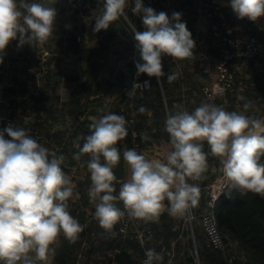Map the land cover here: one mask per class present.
I'll list each match as a JSON object with an SVG mask.
<instances>
[{"label":"clouds","instance_id":"9594fccd","mask_svg":"<svg viewBox=\"0 0 264 264\" xmlns=\"http://www.w3.org/2000/svg\"><path fill=\"white\" fill-rule=\"evenodd\" d=\"M55 3L0 0V64L11 41L18 40V47L43 45L53 36ZM127 4L128 0H104L93 31L107 30L121 18L129 21ZM228 6L240 20L255 22L264 17V0H229ZM131 12L141 15L145 28L137 31L132 27L139 53L137 75L147 74L159 82L166 75L163 56L174 60L193 57L195 41L181 20L182 13L173 12L169 17L163 11L157 13L145 7L143 0H134ZM178 76L167 74L168 82ZM137 86L150 87L148 81L134 84L127 95L134 94ZM250 107L251 102H245L244 112ZM139 112L151 115L143 106ZM126 125V119L114 112L93 118L91 134L73 157L77 161L89 157L85 162L91 181L89 202L94 206V219L106 232L125 216L146 223H157L164 212L173 218H192L199 204L200 186L189 181L203 178L210 155L222 165L225 186L230 191L264 197V119L227 111L214 103L202 102L191 112L174 104L164 121L171 150L163 159H149L135 149L121 154L117 145L128 135ZM142 139L149 138L143 135ZM64 159L40 144L24 127L9 124L0 129L2 264H49L61 235L71 244L79 239L83 225L69 211V201L78 199L79 193L62 170ZM121 159L130 171L127 180L114 174ZM117 202H122L123 209L117 207ZM145 256V264H162L163 255L153 248L146 249Z\"/></svg>","mask_w":264,"mask_h":264},{"label":"trees","instance_id":"16d2710c","mask_svg":"<svg viewBox=\"0 0 264 264\" xmlns=\"http://www.w3.org/2000/svg\"><path fill=\"white\" fill-rule=\"evenodd\" d=\"M197 1L143 0V4L145 7L153 8L157 13L163 11L169 17H171L173 12L182 13L181 20L182 22H186L187 28L192 33L193 38V22ZM133 6L134 0H129L126 6L129 21L121 18L113 22L107 30H102L105 31L102 37L97 36L93 30H90L92 32L89 34V39L79 37L75 29H73V32L68 33L66 38L60 40V44L63 45L66 40L67 49L78 53L80 60L86 61L87 66L84 70L85 79L81 83L82 89L76 91L72 98L77 107L83 111L84 109L86 111L91 109L92 113H96L99 116L107 112H114L123 116L127 121L128 135L125 139L130 149H132L134 138L142 141L141 146L143 149H147L151 142L160 136L169 140L168 134L164 131V121L174 104L183 105L184 108L191 112L202 102H205L202 89L205 82L209 80V75L207 69L198 61V56L194 50L193 57L185 60H174L171 57L163 56L162 70L166 75L161 77L158 82L155 77L140 74L138 80L150 79V90L135 93L130 100L128 99L125 102L127 95L122 91L125 77V72L121 71L122 67L126 65L127 70H130L132 73L134 72L131 82H129L132 83L136 81L134 76L135 72H137L135 64L139 61V53L135 47L136 41L132 26L137 31H143L144 28L141 15H134L131 12ZM227 10L232 16L228 5ZM238 24L246 26L247 22L240 20ZM246 34L249 36L254 35L261 41H264V30H258L257 27L256 29L247 30ZM134 50V57L131 58V53ZM263 57L264 53L245 62H251ZM56 59L53 67L47 71L48 73L51 71L55 72L56 69H59L57 72L61 73L60 58L57 62ZM105 73L108 75L105 76ZM171 73H179V76L175 81L169 83L167 74ZM51 76L49 75V78ZM100 76L101 79L99 80ZM234 76L236 82L237 75L235 71ZM241 77L242 82L235 83L236 90L226 95L227 102L223 108L227 111L239 112V107H242L245 102H251L252 106L253 100L264 98V82H260L262 76L259 79H254L255 86H250V83L245 81L244 75H241ZM114 79L116 85H120L118 96L113 102L114 104L108 105L107 102H100V100L94 103L91 99H88L91 95L90 93L96 94L98 92L99 86L101 88L104 87V92L107 93L109 89L114 87ZM82 91L86 94V98L83 97ZM238 98H241V106L239 107H237ZM220 101L222 102V99ZM130 103L132 106H130ZM261 104L264 107V102H261ZM141 106L148 109L151 115L148 112L140 113L139 109ZM99 107H102L100 112H94ZM133 110L136 111V114L133 116L134 121L131 122ZM89 134H91V131H88L86 136ZM143 135H146L149 139H142ZM204 151H208L206 143ZM219 166H221L219 160L210 155L208 157L207 171L203 174V178L199 181H189L190 183H197L200 186L199 204L197 208L193 209L196 214H199L204 207L206 187L215 180L214 175H211V169L213 167L218 168ZM116 188L118 193L119 183L116 184ZM69 211L83 225V231L79 234V239L74 244L69 243L63 235L58 238L60 244L58 246L54 245L55 255L53 256L52 264H140L134 260L135 255H138L140 259L144 252L140 243L137 242L138 240H135L136 236L134 232H129L126 235V239L129 241V238L134 236V242H131L130 245L134 249L135 255L129 251L130 248L124 246H119L118 252L112 254L111 251H114L115 243L111 239L110 232L103 230L94 219V212H92V215H89L76 208L69 209ZM215 214L219 230L224 236L226 248L224 251L215 250L208 246H201L199 248L196 242L197 260L195 257H192L190 259L192 264H264V197L252 192L241 194L238 191H230L227 188L217 200ZM184 223L179 218H173L167 212H164L156 225L152 223L153 227L151 228V224L147 223V226L151 229L152 235L155 232L158 239L164 240V244L167 247L177 237L181 238L182 236L187 237L189 235L188 246L191 248L193 247L192 238H190L191 233ZM195 223L200 224L196 220L193 221V235H196ZM173 227H175L174 231ZM163 233H167V235L162 236ZM180 248V244L175 245L173 250L175 260L180 254ZM153 249L158 253L161 252V248L159 247L155 246ZM168 261H163L162 264H167Z\"/></svg>","mask_w":264,"mask_h":264},{"label":"crops","instance_id":"0c3cea01","mask_svg":"<svg viewBox=\"0 0 264 264\" xmlns=\"http://www.w3.org/2000/svg\"><path fill=\"white\" fill-rule=\"evenodd\" d=\"M174 1L183 2V0ZM225 1L229 3V0ZM54 7L57 10V16L54 23L53 36L50 37L51 42L49 46L53 52L56 53V62L59 58L61 59H59L61 73L57 72L59 69H56L55 72L51 71L49 73L38 70L34 47L35 45L33 44L32 46L25 44L23 47H18V40H13L9 43L2 54L3 63L0 64V79L4 80L6 85L5 94L11 99L12 102V125L16 127H24L25 129L29 130V134L40 144L48 148L50 151L56 152L58 156L63 155L65 157L64 162L61 165L62 170L73 181L76 186L75 190L79 193L78 199L69 201V209L76 208L79 211L90 214L94 212V206L89 202L88 197V189L90 188L91 183L89 182L90 174L87 171L85 162L89 159V157L86 155L82 156L80 161L75 160L73 157L74 154L79 152V148L83 146L86 133L91 131L90 125L93 122V118L98 119L100 116L96 113H92L91 109H88L87 111L84 109L83 111L77 107L76 103H74V100H72L76 91H78L79 87H81V83L85 79L84 70L86 69L87 65L86 61L83 62L80 60L78 53H74L73 51L68 50L67 46L65 47L64 45L60 44V40L65 38L68 33L73 32V29L76 28L75 26L77 25V21L75 16L73 17V15L69 13V8H67L69 7L68 4L66 5L61 0H56ZM63 8H66V12L68 13L65 18L62 17L64 15V11L62 10ZM229 9L234 18L236 29L235 37L239 42L246 40V38L249 36L246 34V31L249 29H256L257 27L258 30H264V17L258 19L255 22L244 19V21L247 22V25L243 26L238 24L240 19L235 16L230 7ZM183 18L185 17L183 16ZM69 22L72 24L71 27L68 26ZM193 24V40L195 41V48L193 50L198 56V61L207 69L208 75L210 77L212 64L210 63V66L209 63L202 62L203 60H206V62L208 60L209 62L212 61V58L208 54V52H211V50L208 48L209 23L204 17L199 15L197 12V6ZM202 52H205L207 55V57L204 59L201 58ZM134 54H132L133 57ZM77 59H79L80 62ZM245 61L246 60H240L233 64V71H235L237 75L236 82H242L241 75H244L245 81H248L250 86H255L256 83L254 79H259L261 76L262 78L260 82H264V57L261 59L258 58L251 62ZM49 75L53 76L49 78ZM107 75L108 74L105 73V76ZM139 77L135 78V80H138ZM100 79L101 76L99 77V80ZM129 84L131 83L124 84L123 86ZM90 94L91 100L94 103L98 100H100V102H106L108 98L107 93L102 90L101 86H99L98 92L96 94ZM238 99L239 103L241 98ZM252 102L259 104H256L258 106L257 109H253L251 111L253 113H258L259 118H264V107L261 104V102H264V98H258ZM107 103L109 102L107 101ZM94 112L100 111L95 110ZM240 112H244V110H241ZM117 146L120 149L121 154L124 150L130 149L129 145L126 143V139L120 141ZM170 150L171 146L169 140H166V138L160 136L156 140H153L147 149H145L144 155H146L149 159L153 157L163 159ZM81 164H85V167H81ZM79 167H81V169H79L80 171L78 173H81V177H83V179L76 181V169ZM221 169L222 165L218 168L213 167L211 169V175H214L215 178L213 181H216L219 175L222 174ZM123 173V180L130 178V171L128 169L127 163L124 161ZM121 204L118 205L117 203V207H121L122 209L123 204L122 206ZM183 220L185 221V219ZM118 223L110 232L111 239L115 243V249L114 251H111L112 254L118 252L119 246H124L130 248L129 251L135 255V251L130 245L131 242H134V236L129 238L130 240L128 241L126 239V235L120 233ZM149 224H151L152 228V223ZM185 224H187L186 221ZM194 226L196 229V235L192 234V228L190 225L188 228L193 242V247L191 248L188 246L189 235H187V237H177L179 240L177 238L172 240L171 243H169L170 246L167 247L164 244V240L158 239L154 232L152 238H149V240H144L145 249L153 248L155 246L161 248L160 253L163 255V261L169 260L167 264H169V262H172V264H192L190 259L195 257V254L197 256L196 242L199 248H201V246H207L205 234L200 224L195 223ZM174 230L175 227H173V231ZM165 235H167V233H163L162 236ZM59 244L60 240L58 239L55 246H58ZM176 244L181 245V251L178 258L175 260L173 250ZM52 260L53 257L50 259L49 264H52Z\"/></svg>","mask_w":264,"mask_h":264},{"label":"built area","instance_id":"2783aa9c","mask_svg":"<svg viewBox=\"0 0 264 264\" xmlns=\"http://www.w3.org/2000/svg\"><path fill=\"white\" fill-rule=\"evenodd\" d=\"M69 6V13L75 17H80L85 11L91 9L96 0H63ZM31 2V0H30ZM40 2V0H35ZM228 3L225 0H199L197 2V12L209 23L208 52L213 61V76L205 82L202 94L205 102L214 103L224 107L227 102L226 95L236 90L233 64L240 60L253 59L264 53V43L256 36L251 35L245 41L239 42L235 37L234 18L228 13ZM51 40L43 44H34L37 58V67L41 72H47L53 67L56 59V53L49 46ZM213 52V53H212ZM205 52L201 53V58H206ZM145 81L149 82L148 88L136 87L135 93H142L151 88L150 79L136 80L129 85L122 87V91L127 93L133 88L134 84L143 85ZM5 82L0 79V129L7 127L13 121V106L11 99L5 94ZM128 96L125 102L130 100L133 95ZM222 99V102L220 101ZM124 102V103H125ZM132 103V102H131ZM130 103V106L132 104ZM136 111L133 110L131 122L134 121ZM10 139L9 137H5ZM141 142L134 138L132 149L138 153L144 154L145 149ZM227 189L223 175H219L216 181H213L206 187V200L204 207L199 214L193 211V217L185 219L191 226L194 220L202 226L205 234L206 245L215 250L224 251L226 248L224 236L221 234L215 208L219 196ZM123 209V206H122ZM119 231L123 235L134 232L140 245L144 246V240L152 237V231L146 222L129 219L127 216L119 222ZM145 250L140 258V264H145Z\"/></svg>","mask_w":264,"mask_h":264},{"label":"rangeland","instance_id":"374dc122","mask_svg":"<svg viewBox=\"0 0 264 264\" xmlns=\"http://www.w3.org/2000/svg\"><path fill=\"white\" fill-rule=\"evenodd\" d=\"M62 2H64L63 0H61ZM174 1V0H173ZM180 1H182V0H180ZM65 3V2H64ZM66 4V3H65ZM103 4H104V1L103 0H96L95 2H94V5H93V7L91 8V9H89V10H87V11H85L80 17H75L76 18V21H77V25L75 26L76 28H75V31L77 32V35H79V37H83V38H87V39H89V34H90V32H92V31H90V30H93V27H94V23H95V21H94V19H95V17L96 16H98V15H100L101 14V12H102V10H103ZM67 5V4H66ZM67 8H69V7H67ZM61 9V8H60ZM63 11H64V15L62 16V17H66L67 15H68V13L66 12V8H63L62 9ZM69 10V9H68ZM65 12H66V14H65ZM74 17V16H73ZM68 26L69 27H71L72 26V24L69 22L68 23ZM94 32V31H93ZM104 32L105 31H102V30H100L99 32H94L97 36H101L102 37V35L104 34ZM67 36V35H66ZM66 36H65V38H66ZM66 40L64 41V43H63V45L64 46H66ZM131 54H134V51H133V53H131ZM133 56H131V58H132ZM211 59V58H210ZM69 60H71V59H69ZM77 60H79V59H77ZM212 60V59H211ZM79 62H80V60H79ZM79 62H77V63H79ZM202 62H204V63H211L212 64V67H213V61H211V62H209V60L206 62V60H203ZM211 64H210V66H211ZM211 67V71H210V73H211V77L213 76V73H214V71H213V68ZM121 71H123V72H125V77H124V81H123V84H128L129 82H131V77H132V74L134 73H132L130 70H127V67H126V65H123V69L121 70ZM116 74H117V72H116ZM115 74V75H116ZM134 76H135V78H138L140 75H137V72H135V74H134ZM113 82H114V87L113 88H111V89H109V91L107 92V95H108V98H107V101L112 105V104H114L113 102L116 100V97L118 96V92H119V88H120V85H116V83H115V79L113 80ZM79 89H82L81 87H79ZM79 89H78V91H79ZM102 90L104 91V87L102 88ZM82 95H83V97L84 98H86L85 96H86V94L82 91ZM111 96V97H110ZM94 98V97H93ZM89 100L91 99V95L89 96V98H88ZM106 101V102H107ZM108 103V104H109ZM256 104H259V103H253L252 104V106L247 110V112H243L244 114H248V115H250V116H253V117H256V118H259L258 117V113H253L251 110H253V109H257L258 108V106L256 105ZM239 106H241L240 105V102L237 104V107H239ZM101 108L102 107H99L98 109H97V111H100L101 110ZM240 108V110H239V112L241 111V110H244L243 109V105H242V107H239ZM261 119H264V118H262V117H260ZM79 169H81V167H79V168H77L76 170H77V174H76V181H78V180H81V179H83V177H81V173H78L80 170ZM90 183H91V181H89ZM89 183V184H90ZM90 186V185H89ZM81 187V186H80ZM118 203V205H120L121 204V202H117ZM121 206H122V204H121ZM121 208V207H120ZM89 215H92V213H90ZM180 220H182V222L184 223V220L183 219H180ZM187 224H185L186 225V228H189V224H188V222H186ZM190 238H192L191 237V235H190ZM138 242V241H137ZM139 243V242H138ZM141 246V245H140ZM142 247V246H141ZM143 248V252H144V249H145V246H143L142 247ZM195 256V258H196V260H197V256H196V254L194 255ZM80 257V256H79ZM136 262H139L140 263V259H139V257H138V255H135V259H134Z\"/></svg>","mask_w":264,"mask_h":264},{"label":"water","instance_id":"95a60500","mask_svg":"<svg viewBox=\"0 0 264 264\" xmlns=\"http://www.w3.org/2000/svg\"><path fill=\"white\" fill-rule=\"evenodd\" d=\"M114 174L117 176L118 179L123 180V178H124V173H123V159H121V161L118 164L117 168L114 169Z\"/></svg>","mask_w":264,"mask_h":264}]
</instances>
